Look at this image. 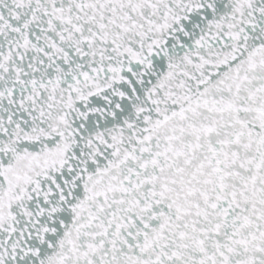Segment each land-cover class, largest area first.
Segmentation results:
<instances>
[{"label":"snow or ice","instance_id":"snow-or-ice-1","mask_svg":"<svg viewBox=\"0 0 264 264\" xmlns=\"http://www.w3.org/2000/svg\"><path fill=\"white\" fill-rule=\"evenodd\" d=\"M0 264H264V0H0Z\"/></svg>","mask_w":264,"mask_h":264}]
</instances>
